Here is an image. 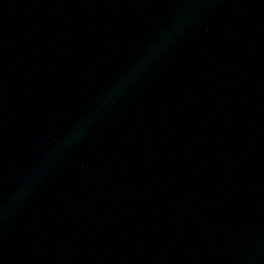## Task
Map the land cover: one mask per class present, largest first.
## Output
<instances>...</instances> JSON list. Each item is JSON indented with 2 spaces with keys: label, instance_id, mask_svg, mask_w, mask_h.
Instances as JSON below:
<instances>
[{
  "label": "water",
  "instance_id": "1",
  "mask_svg": "<svg viewBox=\"0 0 264 264\" xmlns=\"http://www.w3.org/2000/svg\"><path fill=\"white\" fill-rule=\"evenodd\" d=\"M0 264H264V0H0Z\"/></svg>",
  "mask_w": 264,
  "mask_h": 264
},
{
  "label": "clouds",
  "instance_id": "2",
  "mask_svg": "<svg viewBox=\"0 0 264 264\" xmlns=\"http://www.w3.org/2000/svg\"><path fill=\"white\" fill-rule=\"evenodd\" d=\"M144 62H147V60H145ZM141 65H138L136 68H134L133 70H131L127 76L121 80L120 82H118L111 90L110 92L107 94L106 99L104 101V104H102L100 106V108H98L94 113L91 114V116L89 118H87L86 120L82 121L81 124L78 126V128L76 130H74L73 132V137L79 136L84 130H86L88 123L91 119L95 118L105 107V105L109 104L112 102V100L114 98H116L121 90L126 87L127 83L132 80L136 73L140 70V68L143 67V63Z\"/></svg>",
  "mask_w": 264,
  "mask_h": 264
}]
</instances>
